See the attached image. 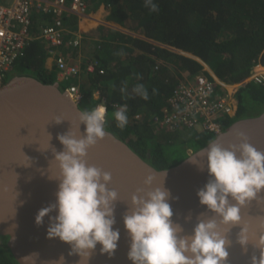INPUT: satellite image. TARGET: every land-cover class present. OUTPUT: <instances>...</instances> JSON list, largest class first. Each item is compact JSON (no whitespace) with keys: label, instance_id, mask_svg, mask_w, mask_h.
<instances>
[{"label":"trees","instance_id":"16d2710c","mask_svg":"<svg viewBox=\"0 0 264 264\" xmlns=\"http://www.w3.org/2000/svg\"><path fill=\"white\" fill-rule=\"evenodd\" d=\"M81 1L87 14L101 9L106 12V22L128 34L99 25L85 32L94 39L93 47L86 46L81 53L87 64L98 66L88 73L85 64L69 80L70 86L78 90V108L87 110L103 104L107 109L106 130L157 170L176 165L188 156L186 149L195 152L215 137L209 132L181 137L189 130H170L155 122L157 118L163 122L173 113L169 100L185 78L203 73L212 80L207 67L221 84L234 86L246 81L252 70L264 67V0H153L158 11L146 7L145 0ZM40 13L30 15V38L23 57L13 68L19 65L31 72L22 75L50 85L55 81V66L45 67L50 55L40 38L41 28L60 21L64 29L76 31L77 18L55 8ZM70 37V33L65 35L63 44ZM70 52L76 56L75 50ZM137 83L147 88L148 100L133 94ZM121 88L126 91L122 93ZM227 93L230 92L215 85L213 98ZM234 101L231 115L216 120L222 131L237 120L264 111V86L246 82L235 92ZM122 105H127L128 116L124 129L118 128L111 116ZM175 145H180L179 151ZM6 242V237H0V264H17Z\"/></svg>","mask_w":264,"mask_h":264},{"label":"clouds","instance_id":"9594fccd","mask_svg":"<svg viewBox=\"0 0 264 264\" xmlns=\"http://www.w3.org/2000/svg\"><path fill=\"white\" fill-rule=\"evenodd\" d=\"M145 6L158 11L153 0H145ZM205 70L212 75L207 67ZM125 91L121 88L122 93ZM132 92L143 100L149 98L144 84H135ZM106 113L107 109L101 105L79 110L76 121L78 126L84 125L83 134L77 136L67 131L57 135L63 146L60 152L53 149L59 174L55 178L49 176L58 181L55 202L38 210L34 218L40 226L43 218L55 211L54 216H49L46 237L69 245L68 255L79 256L78 264H87L97 245L101 254L111 256L120 238V230L113 227L118 193L108 187L111 173L88 164L85 159L88 149L106 136ZM111 116L116 126L124 129L128 124L127 105ZM62 121L57 117L52 122ZM48 137L49 145L51 136L48 134ZM237 139L239 143L227 148L211 142L204 150L206 166L201 168H206L209 179L197 190L196 196L199 204L213 215L207 219L201 218L203 214L198 216L190 234H185L183 227L171 219L170 192L163 187V175L156 187L151 186L152 175L145 178L144 186L148 190L138 188L130 196L122 217L130 238L127 258L132 264H225L227 248L231 246L225 230L234 225H241L236 242L246 250L251 242L247 228L241 224V209L258 199L264 189V152L251 145L243 133H237ZM261 228H264V218H261ZM251 244L259 249V257L251 256L250 264H264V231ZM31 256L24 257L23 264ZM53 264H64V257Z\"/></svg>","mask_w":264,"mask_h":264},{"label":"water","instance_id":"95a60500","mask_svg":"<svg viewBox=\"0 0 264 264\" xmlns=\"http://www.w3.org/2000/svg\"><path fill=\"white\" fill-rule=\"evenodd\" d=\"M14 80H17L18 84L12 88ZM6 87L11 90L7 95L0 94V131L7 128H13L15 131L4 141L0 139V168H8L7 174L2 173L0 169V237L7 238L6 246L17 264H23V258L33 254L35 255L27 258L25 264H53L61 256L64 257V264H78L79 256L68 255L69 245L58 239L46 237L48 216L47 219L46 216L43 218L40 226L34 222L38 210L55 202L53 192L49 193L46 190L45 193L35 192L33 179L28 180L27 186H21L18 181H23L19 170L22 165L26 169L38 172L43 180H54L49 179V176L53 178L58 173L57 164L53 160V149L56 152L63 150L57 135L71 131L79 136L84 132V125L78 126L76 121L77 112L80 110L79 102L69 98L67 90L61 91L58 82L44 84L30 76L14 75L6 81L2 89ZM51 89H53V95H51ZM44 97L52 99L46 103L43 100ZM15 103L20 104L21 107L30 103L37 107L29 116L24 114L11 118L9 106ZM65 104L70 109H66ZM22 110L25 111V109ZM57 117L64 121L59 124L52 122ZM237 133H243L251 145L264 152V111L257 116L235 121L218 133L212 141L189 154L181 162L167 169L157 170L106 130V136L88 149L85 159L88 164L110 172L112 179L109 184L119 186L116 190L118 201L115 202L116 223L113 227L120 230V238L111 256L101 254L99 251V255L92 259L94 256L92 252L87 264H132L127 258L130 238L124 229L122 217L127 211L129 198L136 192L140 180L142 182L139 188L148 190L144 186V180L149 175L153 176L152 187L160 184L163 175V187L170 192L168 202L173 210L171 219L174 222L179 224L178 213L192 215L183 228L185 234L191 233V224H195L197 217L201 214H203L201 218H211L213 214L206 209V206L199 204L196 196L197 190L202 188L209 179L206 168H201L206 166L204 150L211 142L219 143L225 148L230 144L239 143ZM48 134L51 136L49 145ZM45 148L48 149L41 151ZM118 174L119 178H117ZM11 175L17 179L10 178ZM129 175L130 178L138 181L134 191L130 190L128 183L120 180L121 177ZM56 188L57 185L54 187L55 193ZM259 195L258 199L241 209V224L247 228L249 240L252 242L255 241L257 234L264 230L261 228V218H264V189ZM14 205H17L15 210H13ZM27 205L26 210L24 207ZM252 226L257 228L253 229ZM240 230L241 225H234L229 231L225 230L227 239L231 241L229 250L227 248L228 257L225 264H250L251 256L259 257V249L251 250L246 247L245 250L236 242ZM18 236L22 237V240L19 241Z\"/></svg>","mask_w":264,"mask_h":264},{"label":"built area","instance_id":"2783aa9c","mask_svg":"<svg viewBox=\"0 0 264 264\" xmlns=\"http://www.w3.org/2000/svg\"><path fill=\"white\" fill-rule=\"evenodd\" d=\"M32 8L40 12L55 8L73 16H83L86 12V5L81 0H13L8 6L0 0V86L5 84V75L13 70L14 63L23 57V51L30 38ZM64 32V27L60 21H57L55 26L42 27L40 38L54 49L64 45ZM78 45L77 40L68 44L74 49ZM97 66L98 64L92 62L86 70L92 73ZM57 69L66 77L75 76L78 73V68L65 64L60 58L57 60ZM98 73L102 75L103 71L99 70ZM210 76L212 80L203 73L191 79L185 78L169 100L173 113L160 124L175 131L186 128V130L218 133L220 126L216 123V119L231 114L232 108L228 103L231 98L230 93L222 98H213L215 85L221 86L226 91L229 89L217 82L212 75ZM246 81L264 86V67L260 66L252 70ZM68 92L74 100L78 101L79 94L75 88Z\"/></svg>","mask_w":264,"mask_h":264},{"label":"bare ground","instance_id":"6f19581e","mask_svg":"<svg viewBox=\"0 0 264 264\" xmlns=\"http://www.w3.org/2000/svg\"><path fill=\"white\" fill-rule=\"evenodd\" d=\"M6 83V82H5ZM12 84H13V86H12V88L15 86V85H17L18 83H17V80H14L13 82H12ZM4 85H1L0 86V94H1V96H3V94L4 95H7V93L9 92V90H11V89H8L7 87L6 88H3L2 89V87H3ZM51 95H53V89H51ZM67 94V93H66ZM68 95V97L69 98H71L72 100H73V97L68 93L67 94ZM54 97V96H53ZM48 97H44L43 98V100L47 103V102H50L51 101V99L52 98H50V99H47ZM54 104H56V105H59L58 103H54ZM20 105V104H19ZM18 104H11L10 106H9V112H10V116H11V118H13V117H15V116H23L24 114H25V116H29V115H31V113L33 112V110H35L36 109V107L37 106H34L33 104H27V105H24L23 107H21V106H19ZM18 107H20V108H22V109H25V111L24 110H20V108H18ZM64 107L66 108V109H70V107H68V105L67 104H65L64 105ZM15 131V130H14ZM14 131H13V128H11V129H9V128H7V129H5L4 131H0V139L1 140H5V138L8 136V135H10V136H12L13 134H14ZM1 170H2V173H4V174H7V172H8V168H0ZM48 169V168H47ZM19 170L21 171V174H20V176L22 177V179H23V181H18L20 184H21V186H27V182H29L28 180L29 179H33L34 180V183H33V185H34V190H35V192H38V191H41L40 193H45L44 191L46 190V191H48L49 193H52L53 192V194H52V196H53V198H55V192H54V187L56 186V185H58V181H56L55 179L53 180V181H49V180H43L41 177H40V175H39V173L38 172H35V170H33V169H26L25 167H24V165H22V167L21 168H19ZM107 171V170H106ZM115 173V172H114ZM58 174L59 173H57V174H55L54 176H53V178H55L56 176H58ZM24 175H26L25 177H23ZM115 175V174H114ZM116 176V175H115ZM10 178H12L13 180H14V178L15 179H17L16 177H12V175L11 176H9ZM120 177V175L118 174V176H117V178H119ZM120 180H122V181H124L125 183H128V186L130 187V190L131 191H134L135 190V185H137L138 184V181H135L136 179H132V178H130V175L129 176H125V177H121L120 178ZM141 180H140V183L137 185V187H136V189H138L139 187H140V184H141ZM108 187L110 188H112V189H115V190H117L118 188H119V186L118 185H113V184H109L108 185ZM56 191H57V188L55 189ZM13 204V203H12ZM15 208H17V205H14V207H13V210H15ZM23 209V208H22ZM24 209H28V205L27 206H25L24 207ZM29 210L31 211L32 209L31 208H29ZM28 210V211H29ZM173 211V210H172ZM32 212V211H31ZM34 212V211H33ZM56 213H55V211H53L52 213H49V215H46V219H47V216H48V218H49V216H54ZM188 214H190V213H188ZM188 214H180V213H178L177 214V221L179 222V224L184 228L185 227V223L186 222H188L189 221V219H190V217L192 218V215H188ZM28 215L30 216V212L28 213ZM195 226V224H191V228H193ZM233 227V226H232ZM252 228L253 229H256L257 228V226H252ZM264 231V230H263ZM227 234H230V232H227ZM260 234V233H259ZM259 234H257V235H259ZM125 235H126V233H125ZM256 237H258V236H256ZM126 239V238H125ZM125 239H123V240H125ZM18 240L20 241V240H22V237H20V236H18ZM119 241V240H118ZM250 242L251 243H254V242H252V240H250ZM125 243H126V241H125ZM125 243H123V245H125ZM235 244H236V242H234ZM251 243H249L248 245H246V247L247 248H250L251 250H255V248L253 247V245L251 244ZM99 245H97V247H96V249L95 250H93L92 252H93V254H94V256L92 257V259H94L96 256H98L99 255ZM121 247V246H120ZM228 250H229V247H228Z\"/></svg>","mask_w":264,"mask_h":264},{"label":"rangeland","instance_id":"374dc122","mask_svg":"<svg viewBox=\"0 0 264 264\" xmlns=\"http://www.w3.org/2000/svg\"><path fill=\"white\" fill-rule=\"evenodd\" d=\"M3 4L4 5H7V6L8 5H11L12 4V0H3ZM75 35L79 36V39L78 38L76 39L77 41H79V45H78V47L76 49H72V50H75L76 51V56H74V57L71 56V53L70 52H69L70 55H68L67 53L66 54H63L61 51H58L60 49H58V48H54L53 49V48H51V47H49L47 45V48H49L48 49V54L50 55V57L47 60V65H46L47 67L46 68L51 69V68H53L55 66V68H53L54 69V73H55V81L54 82H58L59 83V88H60L61 91H63V90L70 91L72 88H74L73 86H70V83H69V80L72 77H74V76L66 77V75L64 73H62L59 69H57V60L58 59H57L55 50L58 49L56 51L59 52V53H61L62 56H61L60 59L65 64H67V65H74V67L78 68V72H80V70L83 69L82 66H84L85 64H87L85 62V60L87 58L84 55H82L81 51L85 50L86 46L87 47L90 46L91 48L93 47L92 44H89V42L86 41L85 31L83 32V30L81 29V33H79V34L78 33H75ZM70 40H72V39H70ZM62 48H64V46H62ZM69 48H70V46H69ZM88 57H89V55H88ZM73 61H75L76 63H73ZM90 63H92V62H90ZM90 63H88L86 65V67H88L90 65ZM86 67H84L85 72H87ZM28 73L30 74L31 72L24 71V70L20 69L19 65H17V66H15V69L13 68V70L11 72H9V73H7L5 75V81H8L14 75H17V74H20V75L24 74L25 75V74H28ZM217 82H219V81L217 80ZM246 82L247 81H244V82L239 83V84H236L234 86H227L230 89V91H226V92H230V96L229 97L231 98V100H230V98H229V100L233 102L232 103V102H229L228 101V103L230 104V106H232V104H233V106L236 105V103L234 101L235 92L237 91V89L241 85L245 84ZM75 90H77V89L75 88ZM77 92H78V90H77ZM94 97H95V99H98V94L97 93H94ZM101 106H103V104ZM218 119L220 120L221 118L219 117ZM193 132L198 133V131H195V130L184 131V132L181 133V137H184L186 135H191ZM181 137H179V139ZM178 142H180V144H181V140H178ZM175 148H176V145L174 146V149ZM179 149H180V145L177 146L176 150L179 151ZM175 153H176V151H175ZM191 153H192V151L190 149H186V154L187 155H189ZM178 154H180V153H177L176 155H178ZM175 156H173V157L171 156V158H174Z\"/></svg>","mask_w":264,"mask_h":264},{"label":"crops","instance_id":"0c3cea01","mask_svg":"<svg viewBox=\"0 0 264 264\" xmlns=\"http://www.w3.org/2000/svg\"><path fill=\"white\" fill-rule=\"evenodd\" d=\"M36 13V14H39V15H42L40 12H38L35 8H32V14L33 13ZM87 12H85V15H83V16H75L76 18H77V30L76 31H69L68 30V28L66 27L65 29H66V32L63 34V38H64V36L65 35H69V33H70V35H72V37H70L69 39H72V40H69V41H67L66 42V44L64 45V48H61V52L63 53V54H68V55H70L69 54V52L72 50V49H74V48H69V46H68V44H70L71 42H73L74 40H76L77 38L79 39V36H77V35H75V33H81V29L83 30V32L85 31H87V30H89V29H92V28H94L95 26H105V27H107V28H110V29H113V30H116V31H119V32H122V33H125V34H128L127 32H125V31H123V30H121L120 28H118V27H116V26H114V25H111V24H109L108 22H106V20H105V18H106V12H104L103 10H99V11H97L95 14H93V15H91V14H87ZM84 28V29H83ZM86 35V34H85ZM67 37V36H66ZM86 41L87 42H89V44H91L93 41H94V39L93 38H90V37H87L86 36ZM93 45V44H92ZM56 50H58V49H56ZM55 50V52H56V56H58V54L60 55V56H62L61 55V53H59V52H57ZM59 51V50H58ZM63 51H66V52H63ZM73 51V50H72ZM71 53V52H70ZM59 58H61V57H59ZM49 59V58H48ZM47 59V60H48ZM73 63H76L75 61H73ZM47 65V61H46V63H45V67H47L46 66ZM226 86V85H225ZM228 88V87H227ZM229 89V88H228ZM228 91H230V89L228 90Z\"/></svg>","mask_w":264,"mask_h":264},{"label":"flooded vegetation","instance_id":"af4514ba","mask_svg":"<svg viewBox=\"0 0 264 264\" xmlns=\"http://www.w3.org/2000/svg\"><path fill=\"white\" fill-rule=\"evenodd\" d=\"M155 120V119H154ZM157 122L161 123L162 124V121L161 119L157 118Z\"/></svg>","mask_w":264,"mask_h":264}]
</instances>
